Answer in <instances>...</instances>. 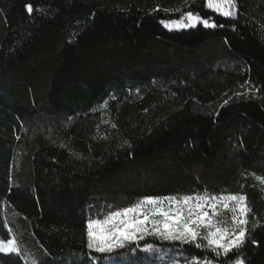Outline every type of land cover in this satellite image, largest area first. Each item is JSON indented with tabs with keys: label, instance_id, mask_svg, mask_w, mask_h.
I'll return each mask as SVG.
<instances>
[{
	"label": "trees",
	"instance_id": "obj_1",
	"mask_svg": "<svg viewBox=\"0 0 264 264\" xmlns=\"http://www.w3.org/2000/svg\"><path fill=\"white\" fill-rule=\"evenodd\" d=\"M237 4L232 20L204 0H0V239L6 203L40 264H92L89 217L208 189L247 196L240 255L264 264V0ZM176 8L225 26L168 31Z\"/></svg>",
	"mask_w": 264,
	"mask_h": 264
},
{
	"label": "snow or ice",
	"instance_id": "obj_2",
	"mask_svg": "<svg viewBox=\"0 0 264 264\" xmlns=\"http://www.w3.org/2000/svg\"><path fill=\"white\" fill-rule=\"evenodd\" d=\"M24 7L31 15L33 6L26 4ZM204 7L216 16L232 20L238 18L237 0H204ZM164 11L179 13L178 18L159 21L168 31L225 26L218 24L212 16L205 17L192 10L176 8ZM227 103L225 100L224 104ZM107 105L108 101H104L98 107L106 109ZM101 119L103 123L109 122L103 120V116ZM111 126L117 127L115 123ZM102 138L106 139V136ZM124 143L128 144V141ZM253 176L264 185V176ZM250 213L252 209L247 196L242 193L204 189L144 195L129 205L110 209L85 221L88 258L92 264H141V260H150L151 264H216V261L223 264V260L231 255L236 257L231 264H244L240 252L246 244ZM259 226L258 223L252 225L253 229ZM164 244L173 247L165 248ZM188 248L211 256L195 255L188 252ZM20 252L15 237L0 239V254L19 255ZM137 253L144 255L141 257ZM32 264L38 262L33 260Z\"/></svg>",
	"mask_w": 264,
	"mask_h": 264
},
{
	"label": "rangeland",
	"instance_id": "obj_3",
	"mask_svg": "<svg viewBox=\"0 0 264 264\" xmlns=\"http://www.w3.org/2000/svg\"><path fill=\"white\" fill-rule=\"evenodd\" d=\"M2 207L4 224L7 232L9 233V238L15 237L18 242V246L21 249L20 254L17 256L20 257L24 264H32L33 260H36L38 264H40V251L35 245L33 237L28 235L21 228V224L19 223L17 216L9 211L6 203H4Z\"/></svg>",
	"mask_w": 264,
	"mask_h": 264
}]
</instances>
